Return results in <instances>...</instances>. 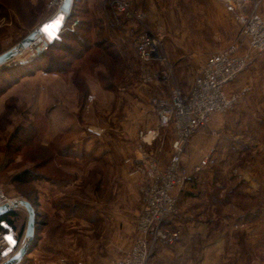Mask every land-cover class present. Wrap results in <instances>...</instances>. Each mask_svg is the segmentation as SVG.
<instances>
[{
	"label": "rangeland",
	"instance_id": "1",
	"mask_svg": "<svg viewBox=\"0 0 264 264\" xmlns=\"http://www.w3.org/2000/svg\"><path fill=\"white\" fill-rule=\"evenodd\" d=\"M130 1L151 29L161 31L171 80L184 91L201 62L237 38L241 13L255 4L263 12V0H243V8L233 10L222 0ZM58 3L0 0V54L53 19ZM69 11L60 42L41 51L43 42H34L0 66V190L28 200L37 220L26 246L27 213L13 209L15 229L9 228L19 235L18 248L27 250L14 264H111L130 248L143 205L145 182L130 173L127 160L140 145L161 165L172 152V132L157 127L150 103L172 83L143 80L133 39L124 27L110 25L108 0H73ZM235 81L247 83L246 97L215 115L185 149L188 169L210 148L215 161L191 172L178 192L169 223L180 237L157 245L155 264L161 246L174 251L178 245L185 255L162 264H201L206 244L207 264H234L241 244L264 243V54ZM26 169L33 177L17 180L14 175ZM204 213L214 218L206 235L199 230ZM236 213L255 216L241 223Z\"/></svg>",
	"mask_w": 264,
	"mask_h": 264
},
{
	"label": "built area",
	"instance_id": "2",
	"mask_svg": "<svg viewBox=\"0 0 264 264\" xmlns=\"http://www.w3.org/2000/svg\"><path fill=\"white\" fill-rule=\"evenodd\" d=\"M64 1L59 0L52 16L62 15L63 23L57 26L51 39L42 41L44 45L37 51L47 48L65 27L70 11L65 13L60 10ZM222 2L228 10H233L236 4L243 8L241 3L244 1ZM108 3L112 10L110 25L124 27L125 32L133 39L135 54L144 69L143 80L172 83L167 94L158 93L150 100L157 116V127L172 132L170 158L165 165H161L140 145L135 157L127 160L133 163L130 173L142 176L145 182L143 205L137 215V234L130 248L111 261V264H155L152 254L157 245H172L180 237V231L172 228L169 223L177 213L178 192L190 179L191 172H200L215 161L214 148H210L204 157L188 169L183 164L185 149L191 137L203 131L215 115L226 114L246 97L249 91L247 84L237 89L230 87L249 65L264 54V12L258 10L259 6L255 4L250 12L241 13L239 22L242 28L237 38L201 62L192 84L184 92L171 80L172 68L163 50L161 31L151 29L146 23L145 13L133 9L130 0H108ZM73 24L76 21L72 23L71 29L74 28ZM39 39L40 37L35 42L41 44ZM88 131L100 135V131L90 128ZM156 136L154 132L152 139ZM143 143L147 141L144 140ZM13 200L15 198H9L0 190V205ZM239 226L242 227L243 224L235 225ZM5 227L6 231L0 230V264L14 255L19 244L17 232L6 224ZM7 236H11L14 243H9Z\"/></svg>",
	"mask_w": 264,
	"mask_h": 264
},
{
	"label": "water",
	"instance_id": "3",
	"mask_svg": "<svg viewBox=\"0 0 264 264\" xmlns=\"http://www.w3.org/2000/svg\"><path fill=\"white\" fill-rule=\"evenodd\" d=\"M73 0H65L63 4L60 6V10L62 12H69V8L71 6V3ZM62 19V15H57L54 17L51 21H47L43 24H41L36 30L25 36L20 43H18L16 46L12 47L11 49H8V51L3 52L0 54V66L9 62L10 59H12L16 54L20 53L21 50H23L24 47H28L32 45L38 37L42 34V32H47L52 30V28ZM23 208L27 213V223L26 228L24 231L25 240H26V246L33 240L34 238V231H35V225H36V209L35 206L32 205L28 200L24 199H15L11 203H6L3 205H0V214L6 213L8 211H11L13 209L17 208ZM27 253L26 247H20L17 249V251L14 253V255L7 260L6 262L2 264H14L16 263L24 254Z\"/></svg>",
	"mask_w": 264,
	"mask_h": 264
},
{
	"label": "crops",
	"instance_id": "4",
	"mask_svg": "<svg viewBox=\"0 0 264 264\" xmlns=\"http://www.w3.org/2000/svg\"><path fill=\"white\" fill-rule=\"evenodd\" d=\"M260 6H261V10L264 12V0L261 2ZM246 84L247 83L232 84L230 88L231 89H237V88H239L243 85H246ZM261 84L263 85L264 83H261ZM259 94L260 93H258V95ZM255 98H257V97H255ZM200 215H201V217L199 220V222H200L199 230H200L202 235L203 234L206 235L207 232L209 231L208 229H210L209 223L212 222L214 220V218H211L207 213L200 214ZM235 215L237 216L236 218L239 217V219H240V217H242L241 215H243V214L236 213ZM254 216L255 215H250V217H248V218L242 217L240 219L242 221L241 223H246L250 218H253ZM246 227L249 229L250 226L246 225ZM206 245L207 246H206L205 250L202 252V263L201 264H207L209 262L207 259L209 258V254H210V246L208 244H206ZM241 247H244V249L242 251L244 253V255H243V253L240 255L238 254L235 258L236 261L234 262V264H264V243H260V242L255 241L254 239H250L247 243L241 244ZM181 252H182V250L179 249L178 245H176V249L174 251H172L171 248L161 246L157 249L155 258H156V261L159 262V264L167 263V262H171V261L177 262V261H180L181 259H183L185 256L184 254H181ZM245 252H247L248 255H246ZM245 257H246V259H245ZM225 260H228V258H225Z\"/></svg>",
	"mask_w": 264,
	"mask_h": 264
},
{
	"label": "trees",
	"instance_id": "5",
	"mask_svg": "<svg viewBox=\"0 0 264 264\" xmlns=\"http://www.w3.org/2000/svg\"><path fill=\"white\" fill-rule=\"evenodd\" d=\"M62 34H64V33L63 32L60 33L58 38L53 39L52 43L49 45V48L52 47L53 44L61 41ZM14 176L17 180H21V181H26L27 179H31L33 177V175H30V172L27 169H26V171L19 172V173L15 174ZM188 181H190V179ZM182 190H183V188L180 190V192ZM16 214H17V212L15 210H11V211H8L6 213L0 214V230L6 231L5 224L8 225L10 228L15 229L14 228V226H15L14 225V218L16 217ZM241 218L242 217H240V219ZM240 219H239V221H241Z\"/></svg>",
	"mask_w": 264,
	"mask_h": 264
},
{
	"label": "bare ground",
	"instance_id": "6",
	"mask_svg": "<svg viewBox=\"0 0 264 264\" xmlns=\"http://www.w3.org/2000/svg\"><path fill=\"white\" fill-rule=\"evenodd\" d=\"M61 20H63V18H62ZM61 20H60V21H61ZM60 21H59V22H58L53 28H55V27L60 23ZM53 28H52V29H53ZM50 31H51V30H50ZM50 31H49V32H50ZM46 33H48V32H45V33L42 32V34L39 36V37H40L39 41H41V42L43 41L44 37L46 36ZM36 44H37V43H36ZM29 47H33V45H32V46H28V47H24L23 50H25V49H27V48H29ZM23 50H21L20 53H22ZM20 53H18V54H20ZM18 54H16L15 56H17ZM15 56H14V57H15Z\"/></svg>",
	"mask_w": 264,
	"mask_h": 264
},
{
	"label": "snow or ice",
	"instance_id": "7",
	"mask_svg": "<svg viewBox=\"0 0 264 264\" xmlns=\"http://www.w3.org/2000/svg\"><path fill=\"white\" fill-rule=\"evenodd\" d=\"M6 239L9 241V243H14L11 236H7Z\"/></svg>",
	"mask_w": 264,
	"mask_h": 264
}]
</instances>
